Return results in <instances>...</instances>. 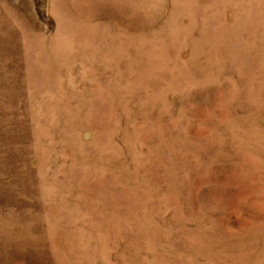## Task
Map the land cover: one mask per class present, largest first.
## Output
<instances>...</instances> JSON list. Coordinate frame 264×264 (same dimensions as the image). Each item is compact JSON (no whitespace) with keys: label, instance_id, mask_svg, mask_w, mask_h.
<instances>
[{"label":"rangeland","instance_id":"rangeland-1","mask_svg":"<svg viewBox=\"0 0 264 264\" xmlns=\"http://www.w3.org/2000/svg\"><path fill=\"white\" fill-rule=\"evenodd\" d=\"M0 264H264V0H0Z\"/></svg>","mask_w":264,"mask_h":264}]
</instances>
